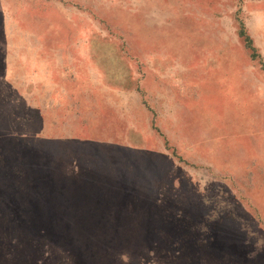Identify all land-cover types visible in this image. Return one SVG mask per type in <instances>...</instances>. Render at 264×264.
Returning <instances> with one entry per match:
<instances>
[{"label": "rangeland", "instance_id": "1", "mask_svg": "<svg viewBox=\"0 0 264 264\" xmlns=\"http://www.w3.org/2000/svg\"><path fill=\"white\" fill-rule=\"evenodd\" d=\"M0 264H264V0H0Z\"/></svg>", "mask_w": 264, "mask_h": 264}, {"label": "trees", "instance_id": "2", "mask_svg": "<svg viewBox=\"0 0 264 264\" xmlns=\"http://www.w3.org/2000/svg\"><path fill=\"white\" fill-rule=\"evenodd\" d=\"M239 35L244 40L246 48L251 51L252 59L253 60L260 59L261 63H263L262 60H261L262 58L260 57V54L258 53L257 49L255 48L253 40L249 36V34L247 33L245 25L243 23L240 24ZM44 151H46V149L45 150L35 149V148L29 149L28 150L29 153L25 154V156H26V161H25L26 162V166H29V169H30V166L35 167L34 170L32 169V172H34L32 174V178H33L34 181H38L39 182V187L42 188V185L44 187L47 186V185H52V186H54V188H56L53 179L51 180L49 178V176H47V174L44 173V170L47 168V165L49 164L48 162H50L48 160L49 159L48 158V154L46 152H44ZM41 152H43V153H41ZM36 189H37V187H36ZM44 189L45 188H43V192L41 191L42 192L41 194L43 196H44ZM61 192L62 191H60L59 193H61ZM39 197L40 196H38V195H35V197H32L34 200H32L31 203H29V206H28L29 210L33 211L34 213L35 212L36 213L40 212L41 203L38 200ZM50 197L53 198V199L55 198L58 201L60 200L59 199L60 196L58 194H56V189H55V193H53V195H51ZM35 220H37V219H35ZM32 222L33 221H31V225H33V229H36V228L40 229L38 225H34ZM37 222H39V223L42 222V224H43V222H46V219H43V218L41 219L39 217V220ZM38 232H39V230H38Z\"/></svg>", "mask_w": 264, "mask_h": 264}]
</instances>
